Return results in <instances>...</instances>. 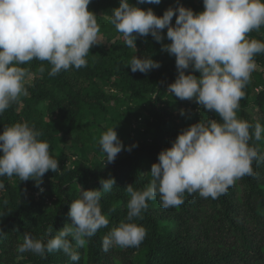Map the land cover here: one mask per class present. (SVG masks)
Wrapping results in <instances>:
<instances>
[{
    "label": "trees",
    "instance_id": "trees-1",
    "mask_svg": "<svg viewBox=\"0 0 264 264\" xmlns=\"http://www.w3.org/2000/svg\"><path fill=\"white\" fill-rule=\"evenodd\" d=\"M129 2L142 10L152 9L158 17L169 7L183 6L194 13L204 10L203 0H161L159 5ZM119 4L120 0H91L88 10L96 14L99 36L106 44L99 42L90 49L86 67L52 77L47 62L20 65L34 73L26 84L29 95L0 115V133L15 123L34 126L61 171L47 172L40 187L32 180L0 177L5 185L0 191V231L4 233L0 235V264H74L61 251L41 259L31 252L18 254L16 249L24 233L41 238L49 225L59 231L71 224L69 207L80 198V190L99 189V180L109 175L115 178L114 188L100 201L109 224L84 247L74 244L80 255L78 264H264V163L255 161L254 175L238 179L216 199L185 193L182 205L168 209L161 206L159 196L148 201L142 218L133 221L146 230L139 247L102 249V238L126 222L130 197L125 188L145 187L158 154L172 146L181 130L201 120H220L195 101H181L167 92L178 75L175 57L162 52L161 43L150 34L137 39V50L125 45L122 34L108 21ZM166 32H162L164 44L170 43ZM248 39L264 42V26L249 33ZM135 55H150L160 67L147 74L132 73L125 65ZM254 60L256 68L243 89L237 117L264 127V54ZM41 66L43 73L38 71ZM109 127L115 128L125 147L138 146L130 152L122 150L113 163L104 166L99 139ZM249 143L264 155V138Z\"/></svg>",
    "mask_w": 264,
    "mask_h": 264
},
{
    "label": "clouds",
    "instance_id": "clouds-1",
    "mask_svg": "<svg viewBox=\"0 0 264 264\" xmlns=\"http://www.w3.org/2000/svg\"><path fill=\"white\" fill-rule=\"evenodd\" d=\"M90 3L91 0H0V115L29 95L26 84L34 73L20 65L33 60L47 62L48 75L52 77L70 68L87 66L86 57L92 47L99 45L100 34L96 14L88 10ZM145 3L159 5L161 0H137V4ZM203 6L199 13L183 6L169 7L158 17L150 8L142 10L129 0H120L119 7L108 15L109 23L122 34L128 48L136 49L137 39L150 34L161 43L162 52L175 57L178 75L168 85L169 94L181 101H195L220 120H201L181 130L172 146L158 154L145 187L125 188L130 197L126 222L121 221L102 238L105 252L113 246L139 247L146 230L133 221L142 218L148 201L159 196L161 206L168 209L182 205L185 193L216 199L238 179L254 175V161L264 163V155L249 143L264 138V127L258 121L253 125L237 117L239 101L245 95L243 89L256 68L254 57L264 54V42L248 39L249 33L264 26V0H203ZM165 29L168 44L163 43ZM125 66L132 73L147 74L158 69L160 63L150 55H135ZM188 70L191 71L186 74ZM38 71L43 73L45 68L41 66ZM197 72L198 77L191 74ZM41 135L27 122L4 127L0 133V177L32 180L40 187L47 172L61 171L59 161L50 155L49 144L39 139ZM99 146L106 166L122 150L130 152L138 145L125 147L115 128L109 127L102 133ZM99 184V189L80 190V198L71 202V224L59 231L49 225L41 238L24 233L16 252H31L46 259L47 254L61 251L78 264L80 255L74 244L84 247L109 224L100 201L114 188L115 178L109 175ZM4 189L0 181V191Z\"/></svg>",
    "mask_w": 264,
    "mask_h": 264
},
{
    "label": "rangeland",
    "instance_id": "rangeland-1",
    "mask_svg": "<svg viewBox=\"0 0 264 264\" xmlns=\"http://www.w3.org/2000/svg\"><path fill=\"white\" fill-rule=\"evenodd\" d=\"M99 42H103L104 44H106V41H105V38L102 37V36H99ZM135 117H132V120L134 119ZM134 121V120H133Z\"/></svg>",
    "mask_w": 264,
    "mask_h": 264
}]
</instances>
